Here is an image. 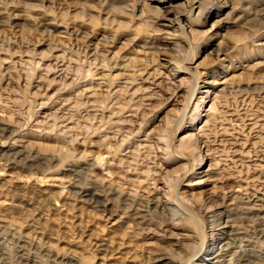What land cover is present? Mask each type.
<instances>
[{"label": "rangeland", "instance_id": "obj_1", "mask_svg": "<svg viewBox=\"0 0 264 264\" xmlns=\"http://www.w3.org/2000/svg\"><path fill=\"white\" fill-rule=\"evenodd\" d=\"M239 13L236 0H0V230L12 246L61 264L157 252L204 264L228 217L256 236L229 196L264 165V13ZM62 104L74 130L35 125ZM133 236L121 253L90 249Z\"/></svg>", "mask_w": 264, "mask_h": 264}, {"label": "bare ground", "instance_id": "obj_2", "mask_svg": "<svg viewBox=\"0 0 264 264\" xmlns=\"http://www.w3.org/2000/svg\"><path fill=\"white\" fill-rule=\"evenodd\" d=\"M214 1L216 4L217 3H219V4L223 3L224 5L225 4L227 5V1H229V0H214ZM236 1H238V9L240 11V13L237 17V20L243 21V20H246L247 18H250L252 15H258V14L264 13V8L260 9L258 7L257 8L253 7L256 4H252V2H251L252 0H236ZM249 2H250V4H249ZM246 3H248L249 5H246ZM217 9H218V13H221L222 7L217 8ZM167 13L168 14H172V13L177 14V11L172 9V10H168ZM232 13H237V8L234 7V10L232 11ZM218 15H216V16H218ZM166 16L167 15L164 16L163 14H161V18L163 17L162 20L165 21V24L163 26L164 27H171L174 21L172 19H168ZM16 18H17V16L14 19H16ZM244 23H246V21H244ZM163 33L165 35H169L170 32L166 31ZM259 35H261V36L264 35V26H263V28H261L259 30ZM9 63L11 64L12 62L11 61L5 62V64H9ZM85 97H86V99H92L94 97V95L92 93H90V91H89V93ZM151 100H152V98L145 96V94H143V93L142 94L138 93L134 97V101H136V103H140V105H141V103L144 102L142 104L143 107L149 106L150 105L149 102ZM54 111H56L57 116H53V112L51 111L52 114H50V115L46 114L47 116L46 115L40 116L42 118V121H40V122L38 121L35 125L38 128H40V127L48 126L51 122H53V125H52L53 127L56 126V127L61 128V129H64V131L62 130L63 134L66 133V131L74 130V127H71L72 126L71 125L72 122L70 121L71 117H69V115L71 113L70 107L62 104L61 107H58V109L54 110ZM52 116H53V118H52ZM127 117H132V115L127 116ZM128 122H130V121H128ZM128 122H124V123L126 125H129ZM205 125H206V123H205ZM36 131L37 132H35L33 135H31L32 139L39 138L37 133L40 134L41 131H39V130H36ZM67 135H63L64 137H62L61 139L59 138V139L61 141H63L64 139L69 138ZM188 136H191V135H188ZM201 165L202 164H200V166ZM253 168L254 169L251 170L252 171L251 175H250L251 177L250 176L247 178L245 177L246 179L243 177L245 180H241V182L245 184V187H242L243 186L242 185L240 187V190L233 192V193H237L236 197L234 195H231L229 197H231V198L233 197V199H236V200L239 199V201L238 200L237 201L240 202V205L243 204V209L245 210V212H243V213L246 216L243 219L248 221V220H251V218H252L255 225L257 226L256 228H254L255 232H257L256 236H253V234H251L253 232L252 230H251L252 232L251 231L248 232L247 229L243 228L242 224L235 223V222H234V224H231V223H233L232 219H230V217L226 216V213L232 214L231 210H233V209L231 208L232 207L231 201H230L231 204H229V203L228 204H225V203L222 204L221 203V205L219 204L218 206H216L214 208V210L213 209L211 210L212 216H210V218L213 219L212 220V222H214L213 225L218 226L219 222L221 221V219L223 217H228V218L225 220V226L221 227L222 229L220 228L221 233H220L219 242L217 241L216 244L211 245L209 247V249L206 250V253L204 255L205 257L202 259L204 264H264V177L257 176L260 174L262 169L264 170V165L253 166ZM201 173H203V172H201ZM87 194H89V193H87V191L85 189H82L80 196L86 197ZM107 199H109V198H107ZM80 201H83V199ZM140 202H142V200H140ZM154 205H156V204H154ZM161 205H163V204H161ZM147 206H148V204L145 205L144 203H137V208H135V210L140 215V213H142V212H144V213L148 212V210L146 208ZM241 207L242 206H240V208ZM170 209L168 208V210H170ZM170 211H171V215L176 218L177 217L176 211H174V210H170ZM142 222L143 221H141V223ZM118 223L112 224L111 228L112 227L116 228L117 227L116 225H119ZM251 225H252V223H251ZM125 228H127V227H125ZM151 234L152 233L149 232L147 235H151ZM182 237H186V236H182ZM128 238L126 239L123 237V238L117 239L115 241H111V239L110 240L109 239L103 240V239L94 238L93 239L94 242L91 244L90 249H93V251L95 253H103V254L104 253H106V254L107 253L108 254L109 253H121L123 251L122 247H124L126 245L127 246L130 245L131 243L129 241H131L134 238V236L131 237L130 239H128ZM180 238L181 237H178L174 240L179 241ZM191 239H193V238H191ZM25 243H27V242H25ZM12 245L13 244L8 242V240H7L6 232L0 230V264H48V263L49 264H61V262H59V263L56 262L58 259L61 258L57 254L53 257L54 259L51 256L50 258L48 257L49 258L48 260H44L42 257H39L37 255V253L33 252L32 250H30V248L26 247V245H20L19 244L16 247H15L16 244L14 246H12ZM8 249H10L13 252L8 254L7 253V252H9ZM111 258H112V256H111ZM67 259H70L71 262L79 263V260H77L75 255L72 256V254H71L70 256H65L63 258V260H67ZM167 261L175 262L174 254H170V253H168V254L167 253L166 254L160 253L159 254L157 252L156 256L150 258L148 262H144V263H140V262L133 263V262H131V263H133V264H166ZM106 264H112V263H106Z\"/></svg>", "mask_w": 264, "mask_h": 264}]
</instances>
